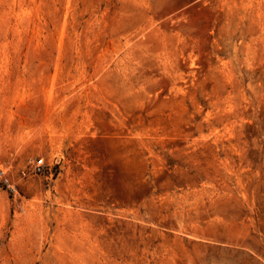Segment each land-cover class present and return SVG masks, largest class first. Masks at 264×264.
I'll return each mask as SVG.
<instances>
[{
  "label": "rangeland",
  "instance_id": "1",
  "mask_svg": "<svg viewBox=\"0 0 264 264\" xmlns=\"http://www.w3.org/2000/svg\"><path fill=\"white\" fill-rule=\"evenodd\" d=\"M0 264H264V0H0Z\"/></svg>",
  "mask_w": 264,
  "mask_h": 264
},
{
  "label": "built area",
  "instance_id": "2",
  "mask_svg": "<svg viewBox=\"0 0 264 264\" xmlns=\"http://www.w3.org/2000/svg\"><path fill=\"white\" fill-rule=\"evenodd\" d=\"M44 161L39 160L33 165V173L35 174H41L44 170Z\"/></svg>",
  "mask_w": 264,
  "mask_h": 264
}]
</instances>
